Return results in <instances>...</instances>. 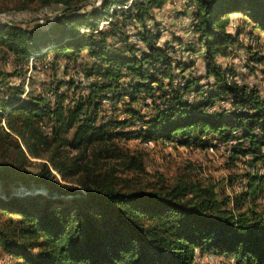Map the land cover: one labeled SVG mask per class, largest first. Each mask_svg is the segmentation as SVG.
I'll list each match as a JSON object with an SVG mask.
<instances>
[{
    "label": "trees",
    "instance_id": "1",
    "mask_svg": "<svg viewBox=\"0 0 264 264\" xmlns=\"http://www.w3.org/2000/svg\"><path fill=\"white\" fill-rule=\"evenodd\" d=\"M13 1L0 0V14L15 9ZM33 1L24 0L21 9ZM37 1L41 7L62 6L48 31L0 21V150L5 157L0 176L43 186L48 193L0 197V209L8 215L0 223V247L22 258L16 264H193L197 250L224 256L222 264H264V210L240 209L248 197L264 191V171L254 167L244 175L248 190L231 207L230 195L221 197L213 185L184 178L142 184L115 170L90 167L70 181L75 161L67 153V148L92 146L97 159H120L130 168H142L140 154L121 140L161 139L204 148L212 133L224 142L235 140L232 159L264 164V96L217 61L230 53L241 33L229 31L224 16L241 12L264 32V0H189L193 30L205 48L207 76L214 79L209 85L219 91L195 101L189 94L202 92L201 78L175 81L182 64L158 44L147 23L153 9L167 0H125L129 6L112 13L120 0H98L90 8L86 0ZM109 15V25L101 27ZM126 22L140 28L137 36L145 49L130 41ZM53 51L57 80L49 90L54 97L12 84L11 78L21 73L5 68L9 59L19 66L34 52L38 58ZM62 56L75 63L83 59L85 85L58 77ZM63 85L74 90L72 97L60 91ZM224 95L230 108L210 112L215 98ZM141 98L151 108L149 115L135 106ZM106 101L118 110L124 102V111L143 126L126 129L122 126L130 119L101 114Z\"/></svg>",
    "mask_w": 264,
    "mask_h": 264
},
{
    "label": "rangeland",
    "instance_id": "2",
    "mask_svg": "<svg viewBox=\"0 0 264 264\" xmlns=\"http://www.w3.org/2000/svg\"><path fill=\"white\" fill-rule=\"evenodd\" d=\"M23 1L14 0L15 9L0 14V21L12 20L26 27L44 28L48 31L50 23L54 21L62 9L60 5L41 7L37 0L30 4V8L21 9ZM86 3L90 8L97 5L98 0H86ZM128 6L129 3L120 0L119 5L111 8L110 13L116 8ZM193 8L194 6L189 3V0H167L161 7L153 9L152 19L147 20V23L158 44L168 50L169 56L176 63L182 64L181 68L175 70V81L182 82L189 78H201L198 84L201 85L202 92L197 94L192 90L189 94L190 99L195 101L204 95L209 96L219 93V91L215 90L214 84L209 85L213 83L214 79L207 76L205 48L200 43L198 34L193 30ZM225 17L229 18L226 25L227 29L233 33L238 31H241V33L239 41L230 47V53L226 56L219 55L217 61L223 66L234 69V79L248 85H256L260 89L261 95L264 96V61L258 60L259 58L264 59V32L259 26H256V23L249 16L241 12L231 13ZM111 20V15L104 17L100 24L101 27L108 26ZM123 20L124 18H120V21ZM123 29L127 31L130 41L136 43L138 49L146 48V45L138 39L137 32L140 28L137 25L126 22ZM50 43L52 44L53 41ZM48 46H44L43 51ZM137 52L140 53V51ZM36 56L37 53L34 52V55L27 62L19 66L13 62V59H9L4 66L9 71L18 68L17 70L21 73L20 76L11 78L13 85L23 84L27 90L33 88L36 92H43L54 97L49 87L56 85L57 79L54 77L53 70L56 53L53 51L44 57L36 58ZM58 61L60 66L58 77L75 79L77 83L86 84L83 65H80L83 59H79L78 63H75L67 59L66 56H62ZM67 62L70 65L65 74L64 66ZM183 77L185 78L183 79ZM60 91L67 92L69 97H72L74 93L73 89L67 90L66 85H63ZM141 96L144 97L145 95ZM124 100L128 101L129 99L125 97ZM147 101L151 102L152 100L148 97ZM215 101V105L209 107L210 112L230 108V101L225 95L217 96ZM142 103L143 99L141 98L135 103L136 108L141 113L149 115L151 108L144 107ZM112 105H114L112 101H106L103 107L100 108L101 114L113 113L120 119H130L127 125L122 126L126 129L139 130L143 126L138 117H133L130 113L124 111L126 108L124 102L118 104L122 108L121 110L115 109ZM1 121L5 125V117H2ZM234 133L239 134V132ZM205 139L209 141V144L204 148L194 145L183 146L176 142H164L161 139L147 142L134 137L128 141L121 140L124 146L130 148L131 152L140 154L142 168H130L127 166L128 161L123 163L120 162V159H97L92 146H82L78 149L67 148L68 155L75 161L69 179L74 181L80 171L90 167L115 170L119 175L138 178V181L142 184H146L148 181H157L161 178L166 183L171 184L179 178H184L188 181L213 185L221 197L230 195L232 198L230 206L233 207L234 198L248 190L247 180L243 179L244 175L250 170L259 169L264 171V164L258 162L256 166H252L247 163L248 158L232 159L231 148L235 144L234 139L224 142L219 136H214L212 133L207 135ZM31 160L33 163L41 161V159L35 158H31ZM4 162L5 157L2 155V150H0V164ZM35 192L47 194L48 190L43 186H29L21 180L5 179L0 176V197L8 198L14 193L26 195ZM252 206L258 210H264V191L257 193L255 198L248 197L240 209L244 210ZM239 210L236 209V212ZM7 217L8 215L0 209V223L5 221ZM21 259L12 256L0 247V264H16ZM224 261H226L224 256L212 253L201 255L197 250L193 264H222Z\"/></svg>",
    "mask_w": 264,
    "mask_h": 264
}]
</instances>
